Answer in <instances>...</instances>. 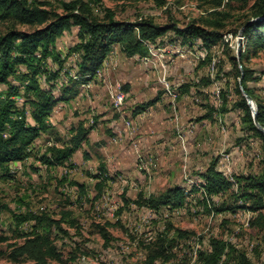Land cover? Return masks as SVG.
I'll list each match as a JSON object with an SVG mask.
<instances>
[{"label":"rangeland","instance_id":"obj_1","mask_svg":"<svg viewBox=\"0 0 264 264\" xmlns=\"http://www.w3.org/2000/svg\"><path fill=\"white\" fill-rule=\"evenodd\" d=\"M164 1L157 7L154 0H101L94 12L102 18L107 9L126 23L152 19L165 26L172 20L183 28L192 22L204 25L214 10L210 0ZM226 2L216 10L227 14L222 33L228 54L237 58L240 49L238 61L242 54L241 64L260 77L248 86L264 96V48H246L238 36L253 1ZM4 31L0 24V33ZM77 41L73 27L56 40L55 52L64 60ZM147 49L145 57H129L121 45H114L93 79L55 105L48 119L51 131L35 140L29 159L19 168H0V264H28L24 259L11 261L9 254L11 245L22 242L20 234L33 226L19 225L15 217L30 212H45L54 220L69 213L66 220L76 227L61 223L68 232L64 242L72 248L74 243L84 246L77 259L69 261L57 241L61 261L49 264H148L150 249L164 236L167 258L153 264H204L200 255L209 252L210 239L227 245L219 264H238L241 255L251 264H264V219L253 225L257 214L247 209L213 211L222 203H236L237 184L210 200L199 189V175L213 158L218 157L217 170L233 183L235 177L256 175L262 168L261 143L244 132L241 113L232 108L236 80L223 43L209 48L199 41L183 45L169 32ZM73 63L74 57H68L64 67L70 69ZM57 83L56 97L59 86L67 85L63 77ZM151 101L153 106L133 114ZM23 102L21 95L16 106L21 108ZM79 125L93 127L80 149L62 166L42 165L39 157L51 146H67ZM174 186L185 191L181 208L151 211L134 204L139 194L158 196ZM261 212L264 216V209ZM105 223L111 224L106 227L111 238L107 246L95 229ZM176 230L186 235L178 237Z\"/></svg>","mask_w":264,"mask_h":264},{"label":"trees","instance_id":"obj_2","mask_svg":"<svg viewBox=\"0 0 264 264\" xmlns=\"http://www.w3.org/2000/svg\"><path fill=\"white\" fill-rule=\"evenodd\" d=\"M233 1L246 0H227L226 3ZM252 1L249 19L240 25L243 28L241 36L246 48H264V0ZM100 2L101 0H0V24L5 26V31L0 33V86L6 87L5 90H0V168L15 163L23 164L29 159L35 140L40 134L51 131L48 119L55 105L66 100L68 95L75 94L76 86L93 79L114 45H121L129 57H145L148 54L147 45L154 44L157 39L169 32L179 38L183 45L192 46L194 42L199 41L204 47L209 48L222 42L231 64V75L236 80L234 88L236 100L232 108L240 111L244 132L261 143L262 168L256 175L235 177L233 183L217 170L216 157L211 160L206 171L199 175L203 181L199 189L205 196L204 199L210 200L214 196L228 192L237 184L239 191L235 196L236 203L232 205L222 203L214 207L213 211L220 214L234 212L236 209H247L257 214L253 225L263 222L261 210L264 209V134L254 124L243 93L251 98L257 125L263 129L264 96L248 86L250 81L259 82L260 77L255 76L252 70L241 64L243 55L241 54L238 61L228 54L229 48L224 43L222 33L227 14L216 10L223 0H210L214 10L204 25L192 22L183 28L178 27L172 20L165 26L155 24L152 19L126 23L116 20L114 14L107 9L101 18L94 12V7ZM154 3L157 7H163L165 1L154 0ZM19 27H26L29 30H19ZM73 27L77 28L78 41L65 56V59L74 57V63L68 69L64 67L65 59L62 60L60 54L55 52V44L65 31ZM48 61L56 65V68L53 69ZM60 77L66 80L67 85L59 86L61 93L56 97L54 90ZM208 83L207 81L204 85ZM21 95L24 102L21 108H18L16 103ZM154 104V101L142 104L133 114H141ZM28 118L30 123L27 121ZM92 129V126L85 128L82 125L72 129L68 145L60 148L49 147L46 154L39 157L40 163L47 168L62 166L76 150L80 149ZM185 200L183 188L174 186L158 196L145 198L143 194H139L134 204L156 211L161 207L181 208ZM239 201L241 205L237 204ZM124 202L128 204L125 198ZM69 217V213H63L60 220H54L45 212L39 214L30 212L16 216L17 224L32 222L33 226L29 232L20 234L22 239L20 244L10 246V260L17 262L24 259L28 264L59 262L62 257L56 245L59 241L62 250L69 256V261H75L78 253L85 249L81 244L74 243L72 248L64 242L63 236H68V232L62 228L61 223L68 224L70 228L76 227L73 220L70 222L66 220ZM110 226L109 223H105V226H95L104 241V246L111 240L106 229ZM54 232L62 236L57 238ZM176 232L178 237L186 235L180 230ZM167 246V236L160 237L149 251L148 264L166 259ZM209 248V252L200 255L203 263L219 264L227 248L226 243L210 239ZM83 255L86 253L83 252ZM238 264L251 263L241 255Z\"/></svg>","mask_w":264,"mask_h":264},{"label":"water","instance_id":"obj_3","mask_svg":"<svg viewBox=\"0 0 264 264\" xmlns=\"http://www.w3.org/2000/svg\"><path fill=\"white\" fill-rule=\"evenodd\" d=\"M242 30H243V28H241V30H240L239 33H238V36H239V37H242V36H241V35H242ZM238 46H239V42H238ZM239 51H240V49L238 48V49H237V54H238V56H239ZM238 56H237V58H236L237 60H238ZM243 96H244V98H245V100H246L247 105L249 106V108H250V110H251V114H252V118H253V122H254V124L256 125L257 129H258L261 133L264 134V129L257 125V122H256V113H255L254 105H253V103H252L251 98H250L246 93H243Z\"/></svg>","mask_w":264,"mask_h":264},{"label":"built area","instance_id":"obj_4","mask_svg":"<svg viewBox=\"0 0 264 264\" xmlns=\"http://www.w3.org/2000/svg\"><path fill=\"white\" fill-rule=\"evenodd\" d=\"M118 98H120V96ZM13 165H14V168H16V167L19 168V165L17 163H15Z\"/></svg>","mask_w":264,"mask_h":264},{"label":"bare ground","instance_id":"obj_5","mask_svg":"<svg viewBox=\"0 0 264 264\" xmlns=\"http://www.w3.org/2000/svg\"><path fill=\"white\" fill-rule=\"evenodd\" d=\"M122 97H123V95H120V98L119 99L122 100Z\"/></svg>","mask_w":264,"mask_h":264}]
</instances>
